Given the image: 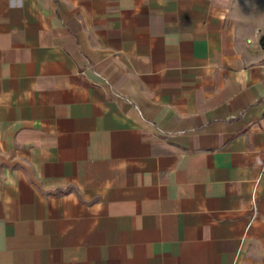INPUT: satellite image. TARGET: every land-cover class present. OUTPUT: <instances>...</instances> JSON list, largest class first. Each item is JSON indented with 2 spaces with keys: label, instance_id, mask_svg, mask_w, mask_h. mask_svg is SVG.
<instances>
[{
  "label": "crops",
  "instance_id": "1",
  "mask_svg": "<svg viewBox=\"0 0 264 264\" xmlns=\"http://www.w3.org/2000/svg\"><path fill=\"white\" fill-rule=\"evenodd\" d=\"M0 264H264V0H0Z\"/></svg>",
  "mask_w": 264,
  "mask_h": 264
}]
</instances>
